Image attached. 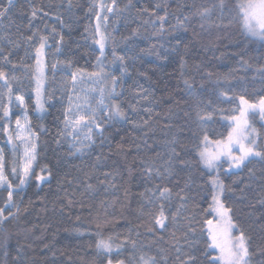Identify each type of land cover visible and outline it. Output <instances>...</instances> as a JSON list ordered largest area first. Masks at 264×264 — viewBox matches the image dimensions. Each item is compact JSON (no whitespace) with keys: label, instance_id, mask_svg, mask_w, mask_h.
<instances>
[{"label":"trees","instance_id":"1","mask_svg":"<svg viewBox=\"0 0 264 264\" xmlns=\"http://www.w3.org/2000/svg\"><path fill=\"white\" fill-rule=\"evenodd\" d=\"M132 2L137 7H147L150 10L157 3L166 4L169 22L165 27L169 31L170 25L176 23L174 16L181 13L189 14L195 10L192 6L211 8L212 15L203 29L200 27L199 17L193 15L188 22L187 31L172 32L171 35L160 38H135L139 48L146 49L154 44L160 55L159 57L155 54L147 55L139 52V49L132 53L136 59L127 61L131 76L124 78L122 104L127 110L129 104L137 103L134 81H139L145 88L151 89L150 100L154 102L141 101L137 105L140 110L130 114L135 123L124 122L115 127H107L104 133L107 137L104 147L102 149L93 147L90 152L86 151L83 157L72 156L68 148L69 141L58 135L63 127L62 111L67 106L66 101L59 102V89L64 86L62 77L67 78L66 73L61 71L64 62L71 61L72 71L76 68L89 72L95 70L96 57L99 55L98 46L93 44L85 32L86 26L95 23L94 17L87 12L93 0H72L71 10L67 8V0H14L15 6L3 20L0 34L6 27L13 39L20 40V46L14 49L13 55L10 56L16 67L8 66L6 70L10 76L18 78L13 84L14 93L24 94L31 126L39 135L35 173L47 176V170L50 169L52 175L45 182L30 178L24 191L19 195L14 194V199L20 204L21 213L19 220L7 222L0 228V264H18L16 257L21 247L24 264H105L104 257L98 255L96 249L99 238L96 234L98 231L96 218L105 215L113 223L100 230L103 238L112 235L115 243L119 244L131 231V238L137 241L135 250L131 245H125L119 255L114 250L111 257L113 264H116L118 259L123 260L124 264H138L142 253L157 256L159 259V249L165 250L169 258L168 264H177L175 261L177 254L173 248L176 242L172 240L170 233L176 231L177 236H180L185 230L183 219H180L176 226L170 224L167 231L153 235L147 231L150 225L146 224L145 218L140 217L138 213L140 193L145 187L152 186L146 183L141 164L142 158L146 159L147 156L154 154L145 147V140L154 151H162L164 142L175 137L178 142L176 150L180 153V158L192 163L189 166L177 163L178 176L167 182L168 186L172 187L173 191H178L191 175L194 183L187 191L196 198L199 207L194 209L190 207L188 214L194 211L199 220L211 218L201 211L207 208L205 199H208L207 193L210 189L207 185L208 173L202 174L193 146L198 137H202L205 132L211 140L226 136L228 129L224 126L222 118L224 115H230L237 107V97L244 95L247 99L255 101L264 95V79L257 72V69L264 66V43L249 39L242 32L235 19L237 0H224L223 16L218 7H212L218 4L219 0H132ZM0 3L7 6L6 0H0ZM126 3L127 0H117L121 8ZM178 5L184 7L180 8ZM32 7L43 8L49 15L42 16L38 13L37 17L32 19ZM57 13L61 17L59 21L56 19ZM159 14L163 15V10ZM108 23L111 31L114 18L110 16ZM134 27L135 23L126 27L121 19L115 24L116 30L113 35L119 41L121 36L129 35L131 28ZM53 28L56 29V33L52 32ZM37 29L40 35L49 37V46L46 47V62L49 65L47 86L50 90H57L53 104L47 106L44 116L34 110V92L28 90L32 69L25 66L35 64L33 59L35 49L29 47L22 39L32 35ZM60 35L63 36L62 44L59 42ZM176 37L181 38L179 51H165L176 46ZM32 43L37 44V41L34 39ZM161 44L164 48L160 47ZM57 47L60 48L59 52H56ZM123 47V45L117 47L118 54H123ZM26 49L28 55L25 54ZM106 55L108 60H111L109 49ZM181 58L186 61L184 77L191 80L200 94L202 101L200 109L204 111L214 109L213 120L206 124L200 125L197 122V111L200 109L197 108L196 97L189 95L184 89L180 76ZM241 58L251 67L242 68ZM57 60L61 64H58L53 79L50 66ZM2 63L0 61V64ZM197 65L200 66V70H197ZM113 71L119 76V71ZM208 72L212 73L211 77L206 74ZM230 72L232 77L225 83L222 78ZM218 78H221L219 84L216 83ZM18 88L20 91H17ZM222 91H227L231 99L224 97L218 99ZM208 100L212 101V109L207 107ZM149 107L152 109L149 120L151 131L143 125V120L149 119V113L143 111V108ZM21 112L22 109L13 107V121ZM250 120L259 134V143L264 146L262 127L264 122L259 115L250 117ZM2 123L3 121H0V124ZM117 145L122 147L117 148ZM137 145H140L139 149ZM0 148L4 149L6 159L10 161V145L6 144V136L3 133H0ZM98 155L104 158L103 163L97 166L96 174L89 181L96 185V191L81 195L84 174L96 164L95 158ZM251 167L255 177L252 181L249 180L247 169L240 172L239 177L225 176L221 172V178L225 185L235 189L234 192H226V203L233 210L234 220L253 237V247H256L264 246V204L259 202L261 191L264 189V165L256 163ZM41 168L45 171L41 172ZM129 168L132 169L131 176L128 175ZM105 172L114 175L119 172L113 181L115 188L106 190V183H99L106 180L102 175ZM9 179L13 184L18 183V178L14 176L10 175ZM245 184L251 186L244 188ZM241 189H244L243 192ZM125 190L128 193L126 198ZM201 196L205 199H201ZM5 198L6 192L0 189V203ZM69 199L73 201L71 205L68 203ZM179 204V200H173L170 206H166L169 214L175 213ZM137 232L140 233L139 236L136 235ZM161 236L163 239H160ZM194 239L199 241L197 248L203 250L205 244L199 231ZM180 243L183 244V240ZM197 255L201 264H207L202 252H198ZM252 264H264V257L254 256Z\"/></svg>","mask_w":264,"mask_h":264},{"label":"snow or ice","instance_id":"2","mask_svg":"<svg viewBox=\"0 0 264 264\" xmlns=\"http://www.w3.org/2000/svg\"><path fill=\"white\" fill-rule=\"evenodd\" d=\"M7 6L0 3V26L3 25V20L8 16L9 10L13 8L14 0H6ZM73 7L72 0H67V8L71 10ZM183 8L184 5H178ZM189 14L175 15V24L170 25L171 31L165 27L168 23L169 13L167 5L157 3L153 9L147 7H137L132 0H127V3L121 8L117 4V0H93V3L87 9L94 19V24H89L85 27V32L88 38H91L94 45L98 46L99 55L96 57L95 70L89 72L81 68L71 69L73 65L71 61L63 63L61 71L66 73L67 78L62 77V84L59 89V102H67V106L63 108L62 129L58 135L69 141L68 148L72 156L83 157L87 152H90L93 147H104L107 137H105V129L107 127H115L124 122H133L131 113H135L140 109L137 105L141 101L150 100L151 89L145 88L139 81H134V95L138 97L136 104H129L127 110L122 104V96L124 93V78L131 76L129 71L128 60H135L136 56L132 53L139 49V52L147 55L155 54L159 57V52L156 51V45H151L149 48H139L135 38L143 37L144 39L160 38L166 35H171L172 32L187 31L188 22L191 16H197L200 19V27L203 29L209 22L212 15V9L208 7L195 8ZM213 8H219L221 16L225 11L224 0H219L218 4H214ZM134 10V14H133ZM163 10V15L159 12ZM48 16L49 13L43 8L32 7L31 17L35 19L37 15ZM114 18V24L109 31V18ZM147 16L145 19L144 17ZM56 19L59 21L61 17L56 14ZM123 19L125 26L136 24V27L131 28L129 35L121 36L119 41L113 35L115 32V24ZM235 19L241 27L242 32L246 37L252 40H257L264 43V0H237L235 4ZM231 23V20H230ZM219 27L220 25H216ZM31 27V24H29ZM56 33V29H52ZM29 47L35 49L33 59L34 65H26L25 67L32 69L30 76L29 91L34 92V110L37 113L47 111V106L53 104L56 97V89H49L47 86L49 65L46 62L45 49L48 47L49 37L40 35L37 29L32 35L22 38ZM37 44H33V40ZM59 42L63 43V36H59ZM131 42V43H129ZM181 38L176 37V46L165 49L168 52H178ZM123 45V54L117 53V47ZM20 46V40L13 39L6 27L0 34V133L6 136V144L10 145L11 160L6 159L5 151L0 148V189L6 192V198L0 203V228L7 222L16 221L20 218L21 207L14 199V194L19 195L24 191L30 178L37 181L45 182L51 178V170L48 169V175H37L33 165L37 160V148L39 135L31 126V119L27 112L24 94H15L13 84L18 81L14 75L10 76L6 70L8 66L15 68L10 56L13 55V50ZM164 48V45H160ZM187 45H185V48ZM106 48L110 50L111 60H108ZM60 48H56L59 52ZM25 54L28 55L27 49ZM60 61H54L51 64L52 77L55 79L56 69ZM197 70L200 66L197 65ZM241 67L248 68L246 61L241 58ZM186 61L180 60V76L183 81L184 89L191 96L196 97L197 108L200 109V94L195 85L190 79L184 77V69ZM113 70L119 71V76ZM264 79V66L257 69ZM212 76L211 72L206 73ZM232 77V73L225 75L222 80L227 83ZM34 81V87L32 82ZM221 83V78L216 81ZM17 91H20L18 88ZM220 97L231 99L227 91L219 93ZM31 99V97H30ZM237 107L232 110L230 115H224L222 122L228 129L224 138L211 140L205 132L202 137H198L194 143L193 151L197 157V163L201 166L203 172L208 173L207 185L210 191L207 193L208 199H205L207 208L201 209L205 216L211 218L199 220L196 213H189V209L198 208L199 204L196 198L191 196L189 189L192 188L194 181L191 175L185 180L183 187H179L178 191H173L172 187L168 186L169 181L178 176L176 170L177 163L189 166L191 161L180 158V153L176 150L178 143L175 137L164 142L162 151H154L151 145L144 141L145 147L153 151L152 156H147L146 159H141L143 165L144 179L146 183H150L151 187H145L140 193L141 203L138 208L140 217L145 218V223L150 225L147 231L156 235L157 232L167 231L169 225L176 226L180 219L185 222L184 231L180 236H177L176 231H172L170 236L176 243L173 245L176 252L175 261L177 264H201L198 252H202L207 264H252L254 256L264 257V246L257 245L253 247V237L245 232L243 228L233 218V210L227 205L225 194L226 192H234L235 189L225 185L221 178V172L225 176H237L245 169L248 170L249 180L255 179L252 171V165L259 163L264 165V146L259 143V134L249 122V117L259 115L264 121V95L259 96L255 101L247 99L244 95L237 97ZM178 103V102H177ZM13 107L22 109L19 115L15 116L13 121ZM207 107L212 109V101L208 100ZM143 111L149 113V119L143 120V125L149 128V120L151 119L152 109L143 108ZM213 111H197V122L200 125L206 124L213 120ZM187 115V113H186ZM14 123V127H13ZM264 127V125H262ZM147 135V132L145 133ZM195 135V133H193ZM97 138L99 145H97ZM59 143V140L57 141ZM111 151V145H108ZM117 145V148H121ZM140 148V145H137ZM96 164L92 169L85 172V179L82 182L83 192L91 193L96 191V185L89 181L96 174L97 166L103 163L100 155L96 156ZM227 165V167H225ZM45 169L41 168V172ZM132 169H128V175L131 176ZM18 178V183L13 184L9 176ZM106 180H101L99 183H106V190L115 188L113 183L115 176L119 172L102 173ZM158 181V182H157ZM235 183V181L233 182ZM250 184H245L244 188H249ZM244 189H241L243 192ZM125 198L128 193L125 190ZM197 195H200L197 193ZM173 200H179V207L175 213L169 214L166 206H170ZM264 204V189L261 191V199L259 201ZM69 205L73 203L68 200ZM81 207L83 205L81 204ZM96 228L97 236L99 237L96 243L97 254L102 255L105 264H113L112 254L115 249L119 255L121 249L125 245H131L132 249L137 248V241L131 238V231L125 236L122 243H115L112 235L106 239L103 238L100 230L105 226L113 223L107 216H97ZM79 231V230H77ZM204 240L205 247L203 250L197 248L198 240L194 239L197 232ZM140 235L139 232L136 233ZM119 237L117 236L116 239ZM160 239H163L161 236ZM183 240V244L180 241ZM47 247V245L45 246ZM187 249V250H185ZM55 256V253L52 254ZM159 259L157 256L141 254L138 259V264H168V256L164 249L158 250ZM18 264H24L23 248L18 250L16 257ZM116 264H124L123 260H116Z\"/></svg>","mask_w":264,"mask_h":264},{"label":"rangeland","instance_id":"3","mask_svg":"<svg viewBox=\"0 0 264 264\" xmlns=\"http://www.w3.org/2000/svg\"><path fill=\"white\" fill-rule=\"evenodd\" d=\"M105 51H107V48H106V50ZM45 52H46V49H45ZM47 112V111H46ZM46 112H44V113H38L39 115H41V116H44L45 115V113ZM251 117V116H250ZM250 117H249V122L251 123V125H252V127L253 128H255V126L253 125V123L251 122V120H250ZM264 122V121H263ZM256 129V128H255ZM257 131V130H256ZM258 133V132H257ZM36 163H37V160H36ZM36 163L33 165V167H34V170H35V167H36ZM227 167V166H226ZM115 250V249H114Z\"/></svg>","mask_w":264,"mask_h":264}]
</instances>
